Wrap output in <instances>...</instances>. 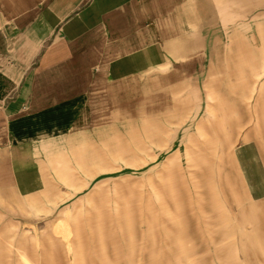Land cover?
Listing matches in <instances>:
<instances>
[{
    "label": "rangeland",
    "instance_id": "rangeland-1",
    "mask_svg": "<svg viewBox=\"0 0 264 264\" xmlns=\"http://www.w3.org/2000/svg\"><path fill=\"white\" fill-rule=\"evenodd\" d=\"M226 21L205 49L96 76L73 124L16 131L0 264H264V201L240 163L264 150V44Z\"/></svg>",
    "mask_w": 264,
    "mask_h": 264
},
{
    "label": "crops",
    "instance_id": "crops-1",
    "mask_svg": "<svg viewBox=\"0 0 264 264\" xmlns=\"http://www.w3.org/2000/svg\"><path fill=\"white\" fill-rule=\"evenodd\" d=\"M234 19L251 20L244 34L264 44V0H0V163H16V131L48 116L73 124L96 76L112 81L205 49ZM252 158L240 161L257 177L248 193L264 201V150ZM2 168L0 178L13 175Z\"/></svg>",
    "mask_w": 264,
    "mask_h": 264
}]
</instances>
